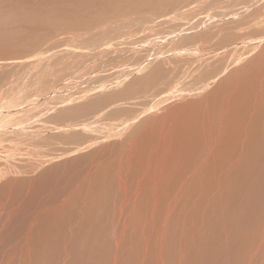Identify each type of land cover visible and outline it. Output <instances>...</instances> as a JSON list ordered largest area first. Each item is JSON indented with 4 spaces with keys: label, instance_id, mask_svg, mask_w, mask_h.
<instances>
[{
    "label": "rangeland",
    "instance_id": "374dc122",
    "mask_svg": "<svg viewBox=\"0 0 264 264\" xmlns=\"http://www.w3.org/2000/svg\"><path fill=\"white\" fill-rule=\"evenodd\" d=\"M0 264H264V0H0Z\"/></svg>",
    "mask_w": 264,
    "mask_h": 264
},
{
    "label": "bare ground",
    "instance_id": "6f19581e",
    "mask_svg": "<svg viewBox=\"0 0 264 264\" xmlns=\"http://www.w3.org/2000/svg\"><path fill=\"white\" fill-rule=\"evenodd\" d=\"M236 86H237V84H236ZM231 104H232V101H231V97H228V99L226 100V106H227V109H229L230 108V106H231ZM236 122V121H235ZM237 124V123H236ZM233 125H235V124H233ZM238 127V126H237ZM220 128H221V130H223V132H221V136L222 137H224V146H223V148L225 149V150H227L228 149V147L230 146H228L227 144L228 143H230V142H227V141H231V139H237V140H235V141H237V142H239L238 140H239V137H240V135H241V130H239L240 128H234L233 126H232V122H231V119H230V117H228V115H226V117H224L223 118V121H221V123H220ZM244 129V128H243ZM243 133V132H242ZM244 134H242V136H243ZM240 139H242V137L240 138ZM233 140V141H234ZM236 143V142H235ZM230 144H232V143H230ZM234 144V143H233ZM238 146V145H237ZM231 148H232V145L230 146ZM229 147V148H230ZM233 149V148H232ZM236 149H238V147H236V145H235V150ZM231 150V149H230ZM229 150V151H230ZM229 151H227L228 153H229ZM233 151V150H232ZM237 151V150H236ZM217 152H218V147L217 146H214V148H213V151H212V154H211V158H212V160H216V155H217ZM234 153V152H233ZM233 153L230 151V157H232L233 156ZM232 155V156H231ZM234 158V157H233ZM233 158H231V162H233L232 161V159ZM229 160V159H228ZM230 161V160H229Z\"/></svg>",
    "mask_w": 264,
    "mask_h": 264
}]
</instances>
